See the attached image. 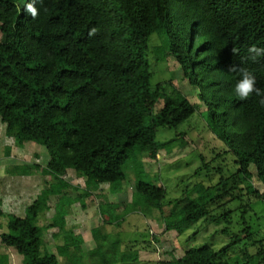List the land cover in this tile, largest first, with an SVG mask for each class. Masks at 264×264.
Wrapping results in <instances>:
<instances>
[{
  "label": "trees",
  "instance_id": "1",
  "mask_svg": "<svg viewBox=\"0 0 264 264\" xmlns=\"http://www.w3.org/2000/svg\"><path fill=\"white\" fill-rule=\"evenodd\" d=\"M28 3L38 10L35 19L25 10ZM153 36L159 40L153 46L154 61L174 59L179 65L189 89L198 91L204 107L201 117L224 149L214 166L200 156L195 171H215V183L195 182L183 196L164 204V186L136 178L137 196L122 211L146 215L158 210L164 230L181 235L219 206L227 224L230 204L240 208L242 223L250 217L253 201L264 206V107L255 94L243 101L235 95L239 76L229 70L233 64L247 68L264 90V56L253 60L248 53L253 44L264 48V0H0V121L17 148L31 141L45 147V169L55 180L40 189L23 216L0 210V216H7L0 242L13 247L22 264H118L137 259V241L123 250L118 240L83 248L81 235L67 229L64 217L72 203L86 208L84 198L101 183H107L111 193L121 191L128 160L141 154L157 158L161 146L156 129H176L197 109L171 79L151 81L148 52ZM234 47L238 54L232 53ZM177 134L179 145L183 138ZM11 149L5 145L4 154ZM38 169L39 163L14 164L5 172L32 175ZM68 170L83 178L82 187L62 178ZM72 187L80 191L74 197L66 191ZM52 195L57 201L50 222L39 225L51 210ZM102 201L96 207L100 216L114 214L119 207ZM217 201L222 204L215 206ZM50 228H57L54 239L62 238L56 253L46 248L43 237ZM249 229H241L240 237L256 251L247 254L246 261L264 264V232L260 236ZM93 233L96 241L108 238ZM225 250L203 244L157 264H230ZM5 261L2 255L0 262Z\"/></svg>",
  "mask_w": 264,
  "mask_h": 264
},
{
  "label": "rangeland",
  "instance_id": "2",
  "mask_svg": "<svg viewBox=\"0 0 264 264\" xmlns=\"http://www.w3.org/2000/svg\"><path fill=\"white\" fill-rule=\"evenodd\" d=\"M157 44H159V40L156 36H153L151 38V49L148 52V56L153 63L152 69L154 72L151 81L156 82L171 79L191 101L197 104V109L189 120L181 123L176 129H169L163 126L156 129V141L161 146L157 158L151 159L146 154H141L137 157V160L136 158L135 160H128L123 165L127 179L123 181L121 191L111 193L108 190V184L101 183L96 192L94 191L90 196L84 198L86 210L78 202L68 206V212L64 217L66 227L67 229L73 228L76 234L81 235L83 239L82 245L85 249L94 247L98 241L99 243H108L110 245L112 241L116 242L118 240L123 250L124 248L127 249V246L131 247L128 243L137 241V259L133 262L124 261L118 264H157L160 260L172 261L181 257L187 248L203 244L212 246L216 250L226 247L223 256L226 257L230 264H255L258 262L257 259H254L253 263L252 261L249 263L245 258L247 254L255 253V246L250 242L247 243L246 238L240 237V230L247 225L251 232L258 231L260 236H263L264 206L261 202H252L253 205H250V207L253 211H249V218L245 216V219H247L246 223H242L240 219V208L235 209V204H228L233 209L231 213L225 214L227 220H229L228 224L224 222L223 218H220L219 214L222 210L219 206V209L213 210L210 216L202 218L181 235H178L174 231L164 230L158 210H153L152 214L146 215L132 210H128L127 212L122 211L124 205L131 203L132 198L137 196L136 192H134L136 178L164 186L166 190L164 204L176 197L183 196L186 190L190 191V188L195 182L199 181L205 185H210L218 179V173H215V171L211 170L207 172V175L206 173L195 175V171H197L198 166L202 163L200 156H203L205 163L209 164V166H214L219 161L217 158H220V155L218 157L217 153L221 154L224 145L216 136L215 131L208 128L206 122L201 117L204 107H202V102L197 97L198 91L189 89V83L182 77V71L179 65L174 59H168L160 63L154 61L153 46ZM159 106L160 104L158 103L156 107ZM2 124L0 121V136L2 137V140H0V180H3L0 182V188L2 186L3 188L8 187V184H6L7 173L5 172V167L8 165H6L7 163L5 161L9 155L7 156L3 152L5 145H10L13 148L12 153L17 158H22L23 161L26 160L25 162H36L38 160L34 156L39 157L40 169L36 170L28 178V181L23 182L16 179L15 182L11 183L12 185H19L20 188H23L19 195L20 198L17 201L19 206L14 211L22 214L24 205L29 204L42 187L55 180L47 171V173L44 171L48 159V153L45 147L31 141L25 143L23 148H17L14 145L13 139L4 135L1 127ZM176 131L182 134V144L176 145L178 141ZM172 140H174L173 144L170 143ZM230 158L231 156L229 155ZM225 159L229 161L226 156ZM138 160L141 161L142 167ZM4 165L6 166L3 167ZM250 169L253 170L252 167ZM62 178L66 179L74 187H82L84 185L83 178L77 176L71 170L63 175ZM253 184L255 186L259 185L255 177L253 178ZM74 187L66 190L69 196L74 197L79 194L80 191L75 190ZM191 195H195V192L191 191ZM8 198V192L0 189V210H3L6 214L13 213L11 211L12 207H8ZM100 200H103V203L106 201L118 203V210L114 214H108V217L105 215L106 217L100 218L99 213L96 211V205ZM56 201L57 196L50 197L48 203L51 210L46 213L45 218L41 221L39 220V225L50 222V216ZM244 201L247 202L246 197ZM217 204L221 205L222 202L217 201L215 206H218ZM117 220H120L118 224L115 223ZM6 222L7 216H0V232L6 231ZM54 231H57V228H50L47 231H43V237L46 248L50 252L56 253V243H60V239L62 240V238L60 236L54 239L52 237V232ZM93 232H95L96 236L106 234L108 238L96 241L94 240ZM2 255L6 256V261L0 262V264H22V258L16 250L13 247H6L0 242V257ZM58 258L59 260L62 259L61 256H58ZM86 264L92 263L87 261Z\"/></svg>",
  "mask_w": 264,
  "mask_h": 264
},
{
  "label": "clouds",
  "instance_id": "3",
  "mask_svg": "<svg viewBox=\"0 0 264 264\" xmlns=\"http://www.w3.org/2000/svg\"><path fill=\"white\" fill-rule=\"evenodd\" d=\"M25 10L32 16L33 19H35L38 15V10L34 7L33 3H28ZM94 32L95 29H92L89 34L91 35ZM231 51L235 55L238 54L239 50L234 47ZM248 53L251 54V59L255 60L257 57L264 56V48L257 47L253 44L248 48ZM229 70L238 73L239 76L234 85L235 95L243 101L255 94L260 97L258 103L264 107V90L257 87V80L254 74L247 68L240 67L236 64H233Z\"/></svg>",
  "mask_w": 264,
  "mask_h": 264
},
{
  "label": "crops",
  "instance_id": "4",
  "mask_svg": "<svg viewBox=\"0 0 264 264\" xmlns=\"http://www.w3.org/2000/svg\"><path fill=\"white\" fill-rule=\"evenodd\" d=\"M2 131H3V133H4V128H5V125L4 124H2ZM5 135V134H4ZM1 137V136H0ZM8 138H12V137H8ZM0 140H2V137L0 138ZM12 150H13V148L11 149V151H10V153H9V156L8 157H6L7 159H6V161H5V163H7L6 165H14V164H36V163H39L40 164V162H39V157L38 156H34L38 161H36V162H25L26 160H24L23 161V159L21 158V159H19V158H17V156H15L13 153H12ZM16 153H18V152H16ZM19 154V153H18ZM20 154H21V152H20ZM23 157V156H22ZM4 163V164H5ZM6 165H4L3 167H5ZM44 171L46 172V170L44 169ZM68 171H70V170H68ZM68 171H67V173H68ZM47 173V172H46ZM30 176H32V175H13V174H6V177H7V181H6V184H8V187H4L3 188V186L0 188L2 191H6V192H8V194H9V198H8V200H7V202H8V207H12V209H11V211L14 213V214H17L18 216H23V213H24V210H23V213L22 214H19V213H16V212H14V211H16L17 210V208H18V206H19V204H17L18 202V198H20L19 197V195H20V192L22 191V187L20 188V186L19 185H12L11 183L12 182H15V180L16 179H19L20 181H23V182H25V181H28V178L30 177ZM4 177H5V175H4ZM1 179H4V178H1ZM1 181H3V180H0V182ZM39 192V191H38ZM37 192V193H38ZM96 192V191H95ZM37 195V194H36ZM35 195V196H36ZM35 196H34V198H35ZM52 196H55V195H52ZM51 197V196H50ZM33 198V199H34ZM7 202H6V204H7ZM28 203V202H27ZM25 206H26V204L24 205V208H25ZM97 206V205H96ZM84 210H86V208H84ZM118 210V209H117ZM1 211H3V210H1ZM10 211V212H11ZM4 212V211H3ZM106 216L108 217V214H106ZM105 215L104 216H100V218H103V217H106Z\"/></svg>",
  "mask_w": 264,
  "mask_h": 264
}]
</instances>
